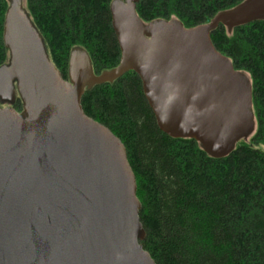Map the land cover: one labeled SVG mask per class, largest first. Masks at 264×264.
I'll return each mask as SVG.
<instances>
[{"label":"water","instance_id":"1","mask_svg":"<svg viewBox=\"0 0 264 264\" xmlns=\"http://www.w3.org/2000/svg\"><path fill=\"white\" fill-rule=\"evenodd\" d=\"M6 1L0 264H155L141 244L146 232L125 147L84 114L82 96L133 72L162 133L195 141L210 158L227 157L255 131L252 89L210 35L220 25L230 33L264 21V0H243L191 28L175 19L144 23L140 0H114L117 66L95 75L88 54L75 48L67 80L49 60L24 0Z\"/></svg>","mask_w":264,"mask_h":264},{"label":"trees","instance_id":"2","mask_svg":"<svg viewBox=\"0 0 264 264\" xmlns=\"http://www.w3.org/2000/svg\"><path fill=\"white\" fill-rule=\"evenodd\" d=\"M112 1L24 0L49 60L64 77L75 47L87 52L96 74L118 64ZM242 1L140 0L136 14L144 23L175 19L191 28ZM7 7L0 0V66L8 58L2 42ZM210 39L252 88L255 131L227 157L210 158L195 141L162 133L133 72L86 90L81 99L84 114L125 147L146 232L141 244L155 264H264V21L230 33L220 25Z\"/></svg>","mask_w":264,"mask_h":264},{"label":"flooded vegetation","instance_id":"3","mask_svg":"<svg viewBox=\"0 0 264 264\" xmlns=\"http://www.w3.org/2000/svg\"><path fill=\"white\" fill-rule=\"evenodd\" d=\"M75 48H79V47H75ZM75 48H73V49H75ZM72 49V50H73ZM81 49V48H80ZM71 50V51H72ZM83 50V49H82ZM70 51V52H71ZM85 51V50H84ZM86 52V51H85ZM87 53V52H86ZM69 55H70V53H69ZM89 56V55H88ZM120 56V55H119ZM69 59V58H68ZM91 60V59H90ZM119 62V61H118ZM6 63V62H5ZM91 65H92V62H91ZM117 66V65H116ZM115 66V67H116ZM67 68H68V65H67ZM93 69V68H92ZM113 69V68H112ZM111 70V69H110ZM106 71H109V70H106ZM102 72H104V71H102ZM102 72H100L99 74H101ZM60 73V72H59ZM93 73L95 74V75H99V74H96L95 72H94V70H93ZM61 74V73H60ZM61 76H62V78L64 79V80H67V73H66V77H64L62 74H61ZM252 89V88H251ZM20 104V107H17L16 108V105H19ZM0 107H5V105H3V104H0ZM13 109H15L16 111H18V112H21V103L18 101V100H16L15 101V103H14V105H13Z\"/></svg>","mask_w":264,"mask_h":264},{"label":"rangeland","instance_id":"4","mask_svg":"<svg viewBox=\"0 0 264 264\" xmlns=\"http://www.w3.org/2000/svg\"><path fill=\"white\" fill-rule=\"evenodd\" d=\"M7 61V60H6ZM253 135V134H252ZM252 135L251 136H249L246 140H245V142H248L249 141V139L252 137Z\"/></svg>","mask_w":264,"mask_h":264}]
</instances>
